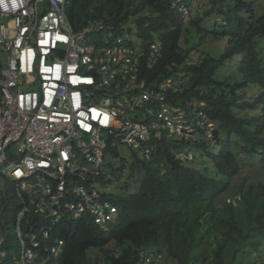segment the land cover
<instances>
[{
  "label": "trees",
  "instance_id": "obj_1",
  "mask_svg": "<svg viewBox=\"0 0 264 264\" xmlns=\"http://www.w3.org/2000/svg\"><path fill=\"white\" fill-rule=\"evenodd\" d=\"M199 2L204 10L193 15ZM66 17L75 32L96 19L116 36H131L124 27L133 24L144 46L160 42L161 58L146 67L145 80L173 78L167 102L189 120L201 112L214 128L194 122L196 141L187 143L163 134L149 160L133 152L139 186L111 201L119 216L108 230L89 217L66 218L55 231L63 251L53 257L40 248L32 264H134L139 251L153 246L172 264H264V16L256 18L254 2L66 0ZM204 19L215 21L213 30L202 27ZM184 28L194 30L192 46L182 41ZM224 40L223 53L212 54ZM229 65L237 75L225 76ZM181 151L193 159L181 160ZM107 152L119 156L116 148Z\"/></svg>",
  "mask_w": 264,
  "mask_h": 264
},
{
  "label": "built area",
  "instance_id": "obj_2",
  "mask_svg": "<svg viewBox=\"0 0 264 264\" xmlns=\"http://www.w3.org/2000/svg\"><path fill=\"white\" fill-rule=\"evenodd\" d=\"M113 31L94 19L75 32L66 0H0V264H32L40 248L58 257L65 242L55 231L66 218L108 230L119 216L97 189L108 149L123 145L149 160L163 134L187 143L196 141L194 122L214 128L167 102L173 78L145 80L160 42ZM134 264L172 263L143 250Z\"/></svg>",
  "mask_w": 264,
  "mask_h": 264
},
{
  "label": "rangeland",
  "instance_id": "obj_3",
  "mask_svg": "<svg viewBox=\"0 0 264 264\" xmlns=\"http://www.w3.org/2000/svg\"><path fill=\"white\" fill-rule=\"evenodd\" d=\"M254 2V6H255V16L256 18H261L264 16V0H252ZM203 3L199 2L197 4H195L194 7V11H193V15L195 14H199L201 15L203 12ZM214 20L212 19H204L203 23H202V27L208 31H211L214 29ZM187 28V27H186ZM186 28H184V36L182 37V41H184L185 38L190 40V46L193 45L195 38V33L193 29H188L186 30ZM125 32L128 31H132V38L135 42L137 39V34H136V27L133 24H128L124 27ZM128 30V31H127ZM188 31V32H186ZM227 43V40L221 41L219 43L214 44L210 50V52L214 55H216L217 57H219L222 53H223V49L225 47ZM239 61V59L237 58V62ZM5 62V57L0 54V65L1 66H5L4 64ZM236 62V63H237ZM228 73L225 74V76H232V75H237V68L234 65H229L227 67L226 70ZM118 158H114V157H110L108 155H106V166L108 167V169L105 173V175H103V178L100 179V181L97 184V189L101 192L104 193L106 198L109 201H113V199L118 200L120 198L123 197H128L132 194H134L139 186V176L137 173H133L131 171V168L134 164V154L133 152H131L128 148H126L125 146L121 145L118 146ZM202 159L199 160L198 164L201 165L202 164ZM123 161V162H122ZM258 161V160H256ZM124 163V168H123V172L120 174H117L118 169L121 167V164ZM6 225L8 228H10V224L8 219H6ZM11 237L13 238V249L14 252H18L19 250V244H18V239H17V235L12 234L11 233ZM109 249L112 251H116V247L111 244L109 246ZM152 249L154 251L158 250L157 246H153Z\"/></svg>",
  "mask_w": 264,
  "mask_h": 264
},
{
  "label": "clouds",
  "instance_id": "obj_4",
  "mask_svg": "<svg viewBox=\"0 0 264 264\" xmlns=\"http://www.w3.org/2000/svg\"><path fill=\"white\" fill-rule=\"evenodd\" d=\"M189 153H192V152H189ZM188 154V153H187ZM193 154V153H192ZM192 159H193V157H192ZM192 159H185V160H192Z\"/></svg>",
  "mask_w": 264,
  "mask_h": 264
}]
</instances>
